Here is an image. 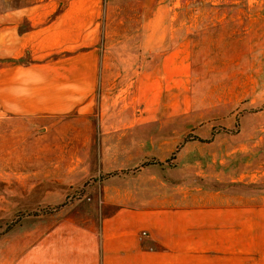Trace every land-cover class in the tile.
<instances>
[{"label":"rangeland","instance_id":"374dc122","mask_svg":"<svg viewBox=\"0 0 264 264\" xmlns=\"http://www.w3.org/2000/svg\"><path fill=\"white\" fill-rule=\"evenodd\" d=\"M154 213L151 264H264V0H0V264Z\"/></svg>","mask_w":264,"mask_h":264},{"label":"crops","instance_id":"0c3cea01","mask_svg":"<svg viewBox=\"0 0 264 264\" xmlns=\"http://www.w3.org/2000/svg\"><path fill=\"white\" fill-rule=\"evenodd\" d=\"M145 40L156 41V33H152V38L150 34V38L149 39L145 38ZM156 45L157 44L152 43V45H150L152 47L150 48H154ZM32 88H33L32 84L31 86H28L26 88L21 87L14 94L13 98L15 100L11 101V103L18 102L25 105L34 103L37 105L36 108H38V111H43V112H53L56 110H60L62 109L61 107L62 105L64 106L65 104H67V101L65 100L66 98L62 100L59 94L51 95V94H47V92H45V95L44 92H41V94L37 92L36 98H33L31 96L28 97V99H24L25 97L23 98L18 96L19 94H23L24 90L27 91L29 90L30 93ZM42 89H44V86H42ZM148 216L150 219L145 218L144 216H140L139 218L133 220V222H131V220H126V221L124 220L126 224L124 223L123 225H116L115 228L111 230V232H108L109 234L106 233L112 240H116L121 243L122 246L119 248L118 253L125 254L124 260H116V264H133L132 260H139L140 264H151L149 261L146 260H156V246L154 244H151L150 242L149 243L147 242L148 244L143 242L140 243L136 239V234L138 233V229L140 227L144 226V228H146L147 225L150 226L151 223L153 224L157 219V213L156 214L154 213V215L152 216L148 214ZM150 221L152 222L150 223ZM142 232H144L145 234L142 235ZM148 232L149 235H151V231L149 230ZM145 235L147 236V231L141 230L139 232L138 238L144 239V237H146ZM105 257L106 256H104V258ZM110 262L111 260H99L98 256L95 253H93L88 260H53V264H110Z\"/></svg>","mask_w":264,"mask_h":264},{"label":"built area","instance_id":"2783aa9c","mask_svg":"<svg viewBox=\"0 0 264 264\" xmlns=\"http://www.w3.org/2000/svg\"><path fill=\"white\" fill-rule=\"evenodd\" d=\"M144 234V232H142V235Z\"/></svg>","mask_w":264,"mask_h":264}]
</instances>
